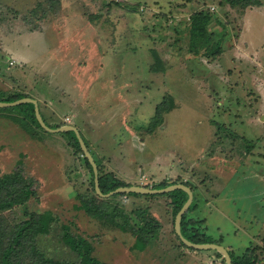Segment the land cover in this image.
Returning <instances> with one entry per match:
<instances>
[{
    "label": "rangeland",
    "instance_id": "obj_1",
    "mask_svg": "<svg viewBox=\"0 0 264 264\" xmlns=\"http://www.w3.org/2000/svg\"><path fill=\"white\" fill-rule=\"evenodd\" d=\"M260 1L261 5L241 8L222 0H61L56 7L46 4L44 11L38 8L41 0H0V90L33 94L41 73L51 67L61 74L63 84L76 81L80 96L85 90L91 93V102L105 96L114 99V109L124 107L119 116L123 124L114 129L115 142L126 135L127 125L142 136V168L137 172L146 183L132 184L189 182L196 208L188 216L204 220L206 234L236 254L256 248L264 264V0ZM201 10L214 16L212 44L221 42L216 55L190 49V21ZM48 29L51 40L58 37L55 30H61L63 51L59 45L51 47L50 55L43 51L46 38L40 34ZM74 38L81 43L82 66L70 79L63 45ZM20 45L30 48L25 50L33 65L27 70L24 62L6 53ZM88 56L93 73L86 71ZM88 74L97 78L92 87L90 82L85 86ZM96 89L107 93L102 96ZM166 95L173 96L176 106L150 132ZM24 109L0 107V175L23 167L38 186V197L28 209L52 210L59 217L53 231L40 237L49 255L78 258L62 240L63 224H71L93 241L95 255L109 264H223L216 250L181 245L167 196H111L126 214L148 208L160 219V233L144 251L133 248L132 232L77 208L80 197L93 195L94 188L82 154L71 144L73 134L29 127ZM68 112L77 117V109ZM63 123L69 124V117L59 116L54 124ZM111 125L106 119L103 126ZM81 134L89 142V133ZM6 214L17 222L23 211Z\"/></svg>",
    "mask_w": 264,
    "mask_h": 264
},
{
    "label": "trees",
    "instance_id": "obj_2",
    "mask_svg": "<svg viewBox=\"0 0 264 264\" xmlns=\"http://www.w3.org/2000/svg\"><path fill=\"white\" fill-rule=\"evenodd\" d=\"M233 7L247 8L251 6L261 5L260 0H222ZM57 3V4H56ZM61 0H41L38 8L46 11V4L51 7L60 5ZM46 12H44L45 14ZM214 21V16L207 11H196L191 18V42L190 49L193 53L198 54L202 51L205 53L211 52V55L221 51V42L212 44L213 32L210 26ZM215 46V47H214ZM7 94V93H6ZM0 91V101H15L28 95L24 93H9L6 95ZM175 100L172 95H166L165 99L158 104L156 113L152 118L149 126V131L153 132L164 122V113L175 108ZM17 107L25 108L28 115L29 127L36 126L43 128L39 122L35 104L23 103ZM24 109V110H25ZM58 127L62 126L57 125ZM34 129V127H32ZM44 129V128H43ZM35 131V129H34ZM62 134H73L70 141L78 153H81L85 161V165L93 177L94 194L80 197L81 204L76 205L79 209H84L85 212L93 217L98 216L99 220L106 225H113L123 231L132 232L136 236V243L133 248L144 251L151 242H153L160 230L162 224L160 219L149 211L148 208L135 209L127 213L123 208L111 201L110 197H102L96 190L95 173L89 159L84 155L79 138L75 131H66ZM86 141V140H85ZM87 143V142H86ZM88 145V143H87ZM89 147V145H88ZM99 167V181L102 192L109 193L121 186L130 185L119 179L114 173L103 172ZM173 183H181L179 181H162L159 184L151 186L152 188H163ZM189 185L192 190L194 186L189 182H184ZM149 187V185H144ZM133 194L134 196H156L154 194L142 193H116L115 195ZM112 195V196H115ZM171 199L173 216L181 210L188 199V193L183 189H176L171 192L161 194ZM38 197V186L34 179L26 176L23 167L18 168L11 173L0 175V264H109L103 259L95 255L96 246L93 241L84 234L77 232L71 227V224H63V242L78 255L76 259H60L53 257L40 245V237L50 234L59 217L52 210L35 211L28 209L31 200ZM196 197L194 203L188 208L182 218V232L193 242L208 243L216 242L206 234L202 223V219H194L188 216V212L196 208ZM17 209H22V217L13 222L7 216V212H14ZM139 216V220L133 218V214ZM182 246L192 248L186 245L177 235ZM220 243V242H216ZM221 244V243H220ZM233 262L235 264H261L259 254L256 248L248 247L243 253H238L232 249H228ZM218 255L223 258V264H227L224 256L218 252Z\"/></svg>",
    "mask_w": 264,
    "mask_h": 264
},
{
    "label": "crops",
    "instance_id": "obj_3",
    "mask_svg": "<svg viewBox=\"0 0 264 264\" xmlns=\"http://www.w3.org/2000/svg\"><path fill=\"white\" fill-rule=\"evenodd\" d=\"M56 29V28H54ZM49 30L45 32H42L40 35H42V38L44 40V37L46 38L42 44V49L46 53L48 52L50 55V49L51 47L55 45H59L60 49L62 48V38H61V30H55L56 35L59 37H56L54 39H50L46 36H49ZM65 31V29H63ZM66 33V31H65ZM47 34V35H45ZM66 35V34H65ZM66 38H68L66 36ZM76 38V37H75ZM72 39L70 43L68 41L66 42L63 47H67L66 53H63V55L68 58L67 62L70 64H66L68 67H66L67 72H70V79L72 78V72L77 69L79 65L82 66L80 63L81 60H78V55L80 54V42H77L76 40ZM47 40H51V43ZM68 43V44H67ZM22 44V43H20ZM83 46V45H82ZM25 47L28 48L29 46L20 45V47H11L7 50V54L17 58L18 61L25 63V69L30 68L32 63V58L27 54ZM48 48V49H47ZM30 49V48H28ZM47 49V50H46ZM6 50V49H5ZM62 50V49H61ZM63 51V50H62ZM42 53V52H41ZM58 58L59 53L55 54ZM59 59L61 62L64 59H61L59 56ZM58 60V59H57ZM93 59H90L88 56L87 59V65L86 71L88 73L91 72L92 66L90 65ZM101 64V63H100ZM50 67L51 65H45V67ZM94 68V66H93ZM57 69V68H56ZM97 69V67H95ZM41 73V72H40ZM42 78L41 80L37 81L34 84V87L32 91L33 94H29V91H18L15 93H24L28 95L27 97H32L38 101L40 111L46 121V123L53 127L57 128V125L60 124H54L56 120L59 118V116H66L69 117L70 125L76 126L79 131L87 132L89 133V149L91 153L93 154L98 166L101 167L103 172H110L114 173L119 179L125 181L126 183H129L132 185V183H146L145 181L142 182V177H140V174L137 172L138 169L142 168V136L139 132L136 130H131V126L128 125L125 127L127 130V133L124 137L120 138L117 142H115V134L114 131L115 128H120L119 124H123V120H120L119 116L123 113V105H119L117 109H114L115 101L112 98H108L106 93L102 94L103 88L99 89L98 94H102L105 97L100 98L101 103H99L100 99L95 98V100H98L97 102L92 101L91 102V93L89 94L88 91L85 90L83 94L80 96L78 94V88L79 85L76 83V81H67L70 82L71 86L68 85L66 82H64L61 79V74L59 76L58 72L56 73V70L53 68H49L48 70L41 73ZM92 75L88 74V81L85 84L87 87L88 83L90 82L92 86L98 83L97 78L90 77ZM63 83H62V82ZM107 82V81H106ZM99 86V85H98ZM1 93H7L4 90H0ZM9 94V93H7ZM6 94V95H7ZM94 97H98L97 95H94ZM121 101V100H120ZM92 103H97L93 104ZM92 104V105H91ZM88 105V106H87ZM113 105V106H112ZM92 106V107H90ZM102 106L101 111L96 110L99 109V107ZM125 106V105H124ZM90 107V108H89ZM98 107V108H97ZM77 109V117L74 118L70 116L68 111ZM82 111V113L80 112ZM95 113H97L95 116ZM111 122L112 125L109 127H105L104 122L106 121ZM66 120V119H63ZM68 125L67 123L61 124ZM61 127V126H60ZM49 131V130H48ZM49 132H55V131H49ZM56 133V132H55ZM62 133V132H60ZM118 138V137H117ZM133 148V149H132ZM95 151L96 156L94 155L93 151ZM100 161V164H99ZM139 174V176H138ZM138 185V184H135Z\"/></svg>",
    "mask_w": 264,
    "mask_h": 264
},
{
    "label": "water",
    "instance_id": "obj_4",
    "mask_svg": "<svg viewBox=\"0 0 264 264\" xmlns=\"http://www.w3.org/2000/svg\"><path fill=\"white\" fill-rule=\"evenodd\" d=\"M26 102H33L35 104V111H36V116L39 120V122L41 123L42 127H44L45 129L49 130V131H55V132H66V131H75L82 150L84 152V155L89 159V161L91 162L93 169H94V173H95V183H96V190L99 193V195H101L102 197H110L116 193H132V192H136V193H142V194H163V193H167V192H171L173 190L176 189H183L188 193V199L185 202V204L183 205V207L181 208V210L177 213L176 218H175V229L176 232L178 234V236L180 237V239L189 247H193L195 249H200V250H209V249H213L216 250L218 252H220L224 258L227 264H235L233 262L232 256L228 250V248H226L225 246L221 245L220 243H216V242H208V243H196L191 241L190 239H188L182 232V218L183 215L186 213V211L188 210V208L191 206L192 202L194 201V192L192 190V188L189 185H186L185 183H173L170 184L166 187L163 188H151V187H147L144 185H126V186H121L109 193H104L102 192L101 188H100V181H99V167L98 164L93 156V154L91 153L84 137L82 136L81 132L79 131V129L74 126V125H63L61 127H57V128H53L51 126H49L41 111H40V107L38 104V101L32 97H23L20 98L18 100L15 101H11V102H7V101H0V107H7V106H15L18 104H23Z\"/></svg>",
    "mask_w": 264,
    "mask_h": 264
}]
</instances>
